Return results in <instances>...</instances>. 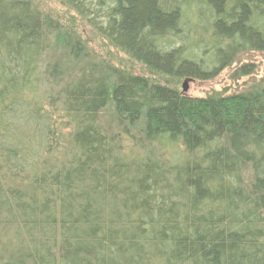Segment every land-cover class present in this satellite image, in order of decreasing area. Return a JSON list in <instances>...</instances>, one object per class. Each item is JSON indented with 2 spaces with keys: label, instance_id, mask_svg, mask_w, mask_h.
I'll return each mask as SVG.
<instances>
[{
  "label": "trees",
  "instance_id": "1",
  "mask_svg": "<svg viewBox=\"0 0 264 264\" xmlns=\"http://www.w3.org/2000/svg\"><path fill=\"white\" fill-rule=\"evenodd\" d=\"M58 1L151 74L264 53V0ZM86 49L0 0V264H264V87L192 98Z\"/></svg>",
  "mask_w": 264,
  "mask_h": 264
},
{
  "label": "rangeland",
  "instance_id": "2",
  "mask_svg": "<svg viewBox=\"0 0 264 264\" xmlns=\"http://www.w3.org/2000/svg\"><path fill=\"white\" fill-rule=\"evenodd\" d=\"M30 1H32L41 12L63 23L66 28L75 30L76 34L81 37V40L86 45L87 57L85 59L99 57L119 69L128 71L134 75L150 78V80L155 83L157 82L160 85L167 86L183 94L185 79H173L168 76L164 77L151 74L149 69L145 66L129 59L126 55L112 48L106 41L90 29V27L82 23L76 15L64 8L58 0ZM57 49L55 45L52 47L47 57L48 62L60 63L67 77L76 74V69H72L73 66L71 62L67 60V57L62 52L57 51ZM206 57L207 56H202L203 59L207 60ZM247 64H252L254 66V74L246 77H237L235 75L236 71ZM212 67V65L205 62V71L211 70ZM260 87H264V53L246 51L238 54L233 62L225 67L219 75H214L207 80H193L189 82L186 95L192 98H216L241 94ZM102 123L111 134H119L120 129L112 109H108L107 113L104 114ZM123 146H126V144H123ZM245 177L247 178L248 175H245Z\"/></svg>",
  "mask_w": 264,
  "mask_h": 264
},
{
  "label": "water",
  "instance_id": "3",
  "mask_svg": "<svg viewBox=\"0 0 264 264\" xmlns=\"http://www.w3.org/2000/svg\"><path fill=\"white\" fill-rule=\"evenodd\" d=\"M191 82V80H185L183 84V94H186L188 92V84Z\"/></svg>",
  "mask_w": 264,
  "mask_h": 264
}]
</instances>
